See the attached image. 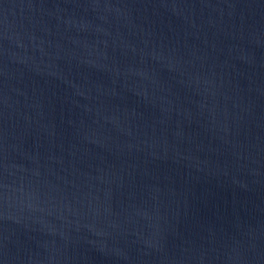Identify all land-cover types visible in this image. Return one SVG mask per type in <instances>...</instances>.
Returning a JSON list of instances; mask_svg holds the SVG:
<instances>
[{"label":"water","instance_id":"obj_1","mask_svg":"<svg viewBox=\"0 0 264 264\" xmlns=\"http://www.w3.org/2000/svg\"><path fill=\"white\" fill-rule=\"evenodd\" d=\"M0 264H264V0H0Z\"/></svg>","mask_w":264,"mask_h":264}]
</instances>
